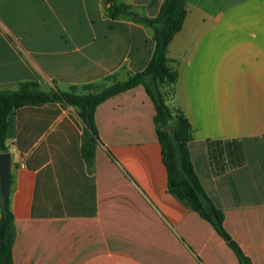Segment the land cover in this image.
Listing matches in <instances>:
<instances>
[{
  "label": "crops",
  "instance_id": "obj_1",
  "mask_svg": "<svg viewBox=\"0 0 264 264\" xmlns=\"http://www.w3.org/2000/svg\"><path fill=\"white\" fill-rule=\"evenodd\" d=\"M104 1L0 0V90L25 80L65 90L143 69L152 29L111 18ZM114 1L148 16L162 2ZM185 10L167 46L178 73L168 104L191 125L190 159L224 229L264 264V0H185ZM153 115L141 84L99 103L90 169L76 107L8 114L13 264H239L214 226L168 191Z\"/></svg>",
  "mask_w": 264,
  "mask_h": 264
},
{
  "label": "trees",
  "instance_id": "obj_2",
  "mask_svg": "<svg viewBox=\"0 0 264 264\" xmlns=\"http://www.w3.org/2000/svg\"><path fill=\"white\" fill-rule=\"evenodd\" d=\"M104 9L111 18H126L152 29L154 49L146 66L123 80L109 74L99 81L73 84L65 90H44L33 80L20 81L14 90H0V152L8 151L7 117L13 109L23 105L62 101L78 109L83 122L81 154L91 169L94 148L98 141L94 120L96 106L112 95L141 84L154 106L153 123L166 169L168 191L188 201L195 211L214 226L234 251L239 264H252L224 229L222 211L208 196L193 168L188 149V141L192 137L188 119L179 107L168 104L169 96L174 93L173 85L178 73L168 65L167 46L184 21L185 0H162L155 16L138 13L130 4L117 3L114 0H105ZM224 170L225 166L214 167L215 173ZM13 239V214L8 200L3 202L0 197V264H13Z\"/></svg>",
  "mask_w": 264,
  "mask_h": 264
},
{
  "label": "water",
  "instance_id": "obj_3",
  "mask_svg": "<svg viewBox=\"0 0 264 264\" xmlns=\"http://www.w3.org/2000/svg\"><path fill=\"white\" fill-rule=\"evenodd\" d=\"M11 183V158L10 153L0 152V197L7 202Z\"/></svg>",
  "mask_w": 264,
  "mask_h": 264
},
{
  "label": "rangeland",
  "instance_id": "obj_4",
  "mask_svg": "<svg viewBox=\"0 0 264 264\" xmlns=\"http://www.w3.org/2000/svg\"><path fill=\"white\" fill-rule=\"evenodd\" d=\"M167 88H168V87H166L165 89L167 90ZM169 98H170V96H169Z\"/></svg>",
  "mask_w": 264,
  "mask_h": 264
}]
</instances>
